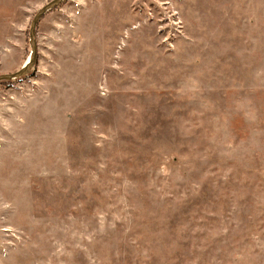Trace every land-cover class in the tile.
<instances>
[{
    "label": "rangeland",
    "instance_id": "374dc122",
    "mask_svg": "<svg viewBox=\"0 0 264 264\" xmlns=\"http://www.w3.org/2000/svg\"><path fill=\"white\" fill-rule=\"evenodd\" d=\"M49 1L0 0V74ZM242 2L41 17L30 75L0 83V264H264V43Z\"/></svg>",
    "mask_w": 264,
    "mask_h": 264
},
{
    "label": "water",
    "instance_id": "95a60500",
    "mask_svg": "<svg viewBox=\"0 0 264 264\" xmlns=\"http://www.w3.org/2000/svg\"><path fill=\"white\" fill-rule=\"evenodd\" d=\"M63 0H51L47 4H45L42 8H40L35 15L33 16L31 22H30V28H29V44H30V54L28 59L24 62V64L21 66V68L15 72L12 73H5L0 74V81L4 80H13L22 76H25L34 66L36 62V41H35V34H36V27L41 19V17L52 8L58 6Z\"/></svg>",
    "mask_w": 264,
    "mask_h": 264
},
{
    "label": "crops",
    "instance_id": "0c3cea01",
    "mask_svg": "<svg viewBox=\"0 0 264 264\" xmlns=\"http://www.w3.org/2000/svg\"><path fill=\"white\" fill-rule=\"evenodd\" d=\"M235 2L238 3L239 0H234ZM245 5V12L243 14L244 17L248 16V21L251 20V18L253 19L255 14H257L258 16H260V20H258L259 22L261 21V38L262 41L264 43V0H242ZM238 24V23H237ZM236 24V27H238V25ZM247 31L249 32L252 28L249 29V27L247 26ZM253 33H255V31L252 29Z\"/></svg>",
    "mask_w": 264,
    "mask_h": 264
},
{
    "label": "trees",
    "instance_id": "16d2710c",
    "mask_svg": "<svg viewBox=\"0 0 264 264\" xmlns=\"http://www.w3.org/2000/svg\"><path fill=\"white\" fill-rule=\"evenodd\" d=\"M29 75H30V74L28 73L27 75L22 76V77H28ZM22 77H21V78H22ZM21 78H20V79H21ZM18 79H19V78H18ZM0 83H7V84H8V83H10V81H5V80H4V81H0Z\"/></svg>",
    "mask_w": 264,
    "mask_h": 264
}]
</instances>
